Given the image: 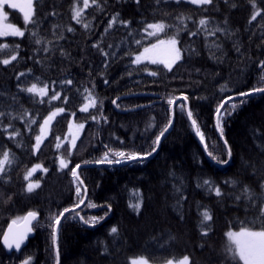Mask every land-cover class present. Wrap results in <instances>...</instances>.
I'll return each mask as SVG.
<instances>
[{"label": "trees", "instance_id": "1", "mask_svg": "<svg viewBox=\"0 0 264 264\" xmlns=\"http://www.w3.org/2000/svg\"><path fill=\"white\" fill-rule=\"evenodd\" d=\"M234 2L238 6L232 8L225 5L224 0H219L218 11L202 13L195 5L178 7L175 3L165 5L163 2L157 5L155 0H140L139 7L135 0H97L99 8L89 0V7L82 12L81 23H76L72 20L73 8H84L83 0H45L39 12L43 20L39 29L35 25L25 26L21 14L10 10L12 23L23 30L38 31L42 42L36 45L35 38L30 39V31H26L24 37L0 38V43L10 46L0 51V60L17 55V60L11 64H0V92H3L0 103L5 113H11L0 117V121L3 125L11 122L20 132L15 139H9L8 132L12 129L5 132L0 128V156L5 150L14 156L13 165H6L8 182L0 181V238L10 221L23 217L30 210L38 213L39 220L34 224V235L20 253L7 254L0 244V264H22L28 257H31V264H57L52 242L54 214L78 202L70 175V168L76 163L82 164L78 171L87 188L85 204L76 211L85 218L104 219L89 226L79 222V217L74 219L75 213L66 214L69 218H62L56 238L58 264H129L130 258L141 255L152 264L178 260L184 255H190L193 264H234L231 260L225 261L224 257L228 244L226 231L240 230L242 222L253 219L251 213H245V202L234 201V196L240 194L245 184L259 194L261 176L264 175L261 172L264 151L259 147L264 144V95L254 94L250 99L237 95L264 86L260 82L261 70L257 67L259 61L264 60V19L258 17L249 23L254 11L252 5L248 0ZM259 6L264 9V3ZM53 10L58 14L50 15ZM165 12L168 15H162ZM116 13L122 20L131 21L130 28L126 29L117 22L105 32ZM181 13L192 16L184 22L191 31H196L202 17L210 20V27H227L230 38L221 33L207 37V43H219L222 51L206 48L203 32L197 37H189L186 31H182L183 46L198 47L200 54L187 60L178 72H169L163 65L147 62L132 65V56L126 53L136 54L149 44L150 39L151 42L154 40L144 37L141 31L143 22L163 19L175 26L179 25L177 16ZM84 24L89 27L85 28ZM68 27L74 31L68 32ZM172 30L169 29V34ZM129 31L132 35L128 34ZM61 35L63 39H60ZM160 37L167 38L164 33ZM137 39L142 41V46L135 44ZM17 43L20 44L18 50L15 49ZM93 44L110 54L108 67L105 66V57L93 48ZM44 47L50 51L44 52ZM61 48L69 54L68 57L60 55ZM37 60L41 63H36ZM149 72H156V75H149ZM19 73L29 74L17 80ZM36 77L40 78L39 86L49 85V96L54 87L62 97H69V103L65 104L62 99L51 105L38 103L34 101H39V97L18 91V84L27 86L37 82ZM67 79L73 84L61 85L60 82ZM105 79L109 83L105 84ZM222 88L225 90L221 91ZM85 89L92 92L97 106L88 112H80V107L88 102ZM131 93L142 95L122 98L113 105L118 96ZM182 94L189 97L188 107L203 133V143L186 110L181 111L178 104L170 106L167 102L169 98ZM227 96L234 97L229 104L246 102L227 118L221 139L216 130L215 109ZM140 105L146 106L140 110L121 111ZM55 107H65L66 111L53 121L40 151L33 155L32 146L35 135L39 134V123ZM171 113L170 129L161 138L157 151L142 163L83 165L84 161L101 159L106 152L113 159V151L149 152L155 137L168 127ZM93 115L100 118L99 123L92 119ZM31 118L38 122L29 130L25 121ZM69 121L73 127L81 123L85 125L77 134L79 139L71 157L68 156ZM57 136L63 142L59 149L56 148ZM65 136L68 140H64ZM229 148V165H217L209 155L229 159ZM59 156L71 161L69 169L57 171ZM35 164H41L49 171L37 170L33 174L31 179L38 180L41 187L29 194L24 191L27 182L23 177ZM205 179L221 187L222 198H218L214 190L209 193L206 188L197 187V181L203 183ZM232 179L240 183L235 187L225 183ZM173 185L180 187L181 191L175 192ZM135 190L144 198L139 215L128 206ZM178 199L183 205V220L173 207ZM220 199L223 203L218 204ZM89 202L96 207H88ZM197 203L210 208L214 216L208 237H202L198 227L201 217ZM106 212L109 214L105 215ZM113 226L119 229V239L109 234ZM259 227L257 224L254 230ZM170 236L175 239H169ZM106 246L107 253L104 252Z\"/></svg>", "mask_w": 264, "mask_h": 264}, {"label": "snow or ice", "instance_id": "2", "mask_svg": "<svg viewBox=\"0 0 264 264\" xmlns=\"http://www.w3.org/2000/svg\"><path fill=\"white\" fill-rule=\"evenodd\" d=\"M137 6L140 5V0H135ZM165 5L169 3H175L178 7L183 4L195 5L196 10L200 12H210L213 10H219V0H155V4L159 5L161 3ZM45 0H23L22 3L15 2V0H0V37L3 36H13V37H24L26 31H30L29 29L25 28V30H21L19 27H16L13 24H3V21L7 20V16L5 15L3 9L4 6L7 5L9 8L12 9H19L20 12L23 13V20L25 26L27 25H35L37 29L42 25L43 20L39 16V12L44 7ZM91 3L96 5L99 8V4L97 0H91ZM225 5H230L232 8L237 7V3L234 0H224ZM248 3L252 5L254 9L249 23L252 21L257 20L258 17L264 19V9H262L259 4L264 3V0H248ZM84 8H73L72 20L76 21V23H81V15L84 9L89 7V0H83ZM102 10V9H101ZM191 11V10H189ZM58 13L53 10L50 15H57ZM162 15H168L166 12L162 13ZM47 17L45 16L44 19ZM192 19L191 15H185L181 13L177 16V20L179 21V25H183L180 27L179 25H169L163 19L155 22H143L144 26L142 27L141 31L144 34L145 38H154L155 43L149 40V45L143 47V51L139 52L138 54L133 53H126L127 55H131V64L132 65H142L145 61L152 65H163V68L169 72H178L180 68H182L187 60L192 59L195 56L200 54L198 47H192L191 44L188 46H183V42L181 40L180 33L182 31H186L189 37H197L201 34V32L205 35V47L214 50L215 52L222 51L221 46L219 43L215 41L211 44L207 43L208 36H215L217 33H221L222 35L230 38L231 33L228 31L227 27H220L219 25L215 27H210V20L207 17H202L198 21V26L196 31H191L187 28V25L184 23L185 20ZM119 22L124 28H130L131 21L122 20L120 18V14L116 13L112 16L109 20L108 26L105 29L107 32L109 29H112L113 26ZM195 23V22H194ZM225 25H227V19L224 21ZM85 28H88V24L83 25ZM169 29H173L169 34ZM68 32H73L74 28L68 27ZM164 33L167 36V39H161L160 34ZM129 35H132V32L129 31ZM34 39V43L36 45H40L42 42V37L39 36L38 31H30V39ZM63 35L60 36V39H63ZM51 43V42H49ZM135 44L138 46H142V41L140 39L135 40ZM178 45H181L178 47ZM93 48H97L102 56L105 57V66L108 67V56L109 53L105 52L103 48H101L98 44H93ZM9 45L7 43H0V51L5 49H9ZM109 47H112L109 45ZM20 48V44L17 43L15 45V49L18 50ZM44 52H49L50 49L48 47L43 48ZM236 51L239 52V48H236ZM135 52V50H133ZM60 55L62 57H68L69 54L64 51L62 48L60 49ZM111 56L115 57L116 53H111ZM213 59L216 57L213 55ZM32 59V57H29ZM17 60V55L12 54L10 58L0 60V64L9 65L12 61ZM36 63H41V61L37 60ZM257 67L261 70L260 82L264 83V60L259 61ZM147 70V69H146ZM31 70H29V73ZM29 73H19L17 75V80L20 79L21 76H27ZM131 75V73H129ZM149 75H156V72H149ZM37 82H33L27 86L23 83L17 85L18 91L30 94L32 97H39V101H34L38 103H45L47 102L49 105L52 104L53 101L63 100L65 104L69 103V97L67 95L61 96L60 91H56L55 88H52V94L49 96V85L47 83L43 84V86H39V77L35 78ZM105 84L109 83L107 79H105ZM53 85L56 84L55 81L52 82ZM61 85H72L73 81L71 79H67L60 82ZM226 87V86H225ZM225 88H222L221 91H224ZM85 92L88 93L86 97L87 103L80 107V112H88L90 108H95L97 106V100L92 97V92L88 89H85ZM254 94H262L264 95V86L253 87L249 89L247 92H239L237 95L239 97H244L246 99H250ZM0 96H3V92H0ZM47 98V100H45ZM233 96H227L225 99H222L220 103L217 105L215 109L216 115V130L219 132L221 139L224 137L223 131V124L226 122L227 118L231 117L233 113L246 102V100H241L239 104L231 103L233 101ZM13 101H16V97H13ZM189 101V97L187 95L182 94L180 97L169 98L168 104L170 106L178 104L181 111L187 109V116L191 121L192 127L195 130V133L198 137H200L201 143L204 142L203 133L200 131L199 127L197 126V121L193 119V113L190 109L187 108ZM115 104L116 101H113ZM3 104L0 103V117H4L5 115H11V113H5L3 110ZM229 108L231 110H229ZM65 107H55L53 111H50L49 114L43 117L42 122L39 123V134L35 135V143L32 146L33 155H36L37 152L40 151L41 145L47 138V132L51 129L53 121L56 120L57 117L61 116L62 113H65ZM27 115V113H25ZM75 116V113L72 114ZM16 117H12L15 119ZM92 119L99 123V117L93 115ZM38 121L35 118H31L30 121H25L26 127L29 130H32V125L36 124ZM106 122V120H105ZM172 120L170 119L168 125L171 126ZM73 127L72 122L69 121V130ZM79 129H83L85 125L83 123L77 125ZM0 128L3 131L7 132L9 128L12 129L11 132H8L9 139H15L17 136L20 135L19 130L13 127V124L10 122L8 125H3L2 121H0ZM168 131V127H165L163 131H161L156 137L153 142L154 146L151 148L149 152L140 153V152H132V153H125L124 151H113L111 152L113 158H109V153L106 152L104 156L96 161H84L83 165H87L89 163L95 164H124L128 162H137L142 163L145 159L152 156L153 153L157 151V147L161 142V138L165 136V133ZM79 139L78 136H73L70 140L69 144L70 147L68 148V156L71 157L73 155L72 149L76 148V140ZM57 144L56 148L59 149L62 145V141L60 137H56ZM64 140H68V137L65 136ZM225 145L227 146V141H225ZM261 151H264V144L259 145ZM111 151V150H110ZM211 159L217 163V165H229L231 159V149H228V157L229 159L221 160L217 156L212 155ZM58 161V169L57 171H63L64 169H69V165L71 161L66 160L63 156L57 157ZM14 163V156L10 153V151H3L2 156H0V181L5 183L8 182L6 179L7 177V166H12ZM82 168L81 163H76L74 166L70 168V175L72 177V184L75 185V192H76V199L77 203H75L70 208H64L62 211L54 214L53 220V231H52V242L53 246H56V238L59 226L61 225L62 218L68 219V215L75 213L73 218L79 217V222L82 224H87L89 226H95L99 224L104 217H96L91 216L85 218L81 216L76 209L80 208L82 204H85V195L87 193V188L84 187V180L81 178L80 170ZM40 170L41 172L47 173L49 170L44 168L41 164L33 165L32 168L28 169L26 174L24 175L23 179L26 181V185L24 191L26 193H34V191L41 187V184L38 180L33 181L31 177L33 174ZM253 170L256 171L255 167L253 166ZM261 172L264 173V169H261ZM170 175L175 176V173H170ZM226 184H231L233 187L237 186L240 182L236 179H232L225 182ZM183 184V181H181ZM197 187L206 188V191L209 193L211 191H215V195L218 198H222L224 193L220 186H216L214 181L209 179L203 180V183H200L199 180L197 181ZM260 193L257 194L254 189H252L249 185L245 184L240 192V194L234 196V201H244V210L245 213H251L253 219L248 222H242L241 228L239 231H228L226 236L228 238V244L225 246L224 249V257L225 261L231 260L234 264L237 262H242V264H264V175L261 176V181L259 184ZM174 191L179 193L181 191L180 187L173 185ZM11 197H9V200ZM133 200L135 202H133ZM143 196L139 193L138 190H135L132 194V197L129 201V208L132 209L137 215L141 213L142 205H143ZM218 204L223 203V200L220 199L217 201ZM88 207H96L95 204L89 202L87 204ZM177 213L180 216V219H184L183 213V205L181 204L180 200H177V203L173 206ZM239 207V205H237ZM203 209V210H201ZM197 210L201 217L198 227L201 230L202 237H208L209 234L212 232V223L214 221V216L210 208L207 206H202L197 203ZM111 211V207L109 206V212ZM109 213L106 212L105 215ZM38 213L36 211H28L23 217H17L13 219L9 224L8 230L4 233L3 236V245L6 249L15 248L17 251L21 250V245L24 244L25 240L27 239L28 235L33 232L36 225L33 224V221H37ZM259 224V230H254L255 226ZM111 236L114 239L120 238L119 229L116 226H113L110 229ZM169 239H175L174 237H169ZM204 245H201L203 247ZM109 251L108 247L104 248V252L107 253ZM59 253L57 251V264H58ZM22 264H31V257L26 258L22 261ZM129 264H149V259L143 255L137 256L135 258L129 259ZM166 264H193V261L190 255H184L182 258L176 259H169L166 261Z\"/></svg>", "mask_w": 264, "mask_h": 264}, {"label": "water", "instance_id": "3", "mask_svg": "<svg viewBox=\"0 0 264 264\" xmlns=\"http://www.w3.org/2000/svg\"><path fill=\"white\" fill-rule=\"evenodd\" d=\"M138 95H142V94H140V93H131V94L120 95V96H118L114 101L117 102V101H119V100L122 99V98H127V97H132V96H138ZM115 104H116V103H115ZM115 104L113 103L114 106H115ZM144 106H146V105H140V106H137V107H133V108H129V109L121 110V111H122V112H128V111L140 110V109H142ZM172 106H173V105H172ZM187 108L189 109L188 105H187ZM186 113H187V109H186ZM171 120H172V122H173V113H171ZM189 121H190V120H189ZM190 123H191V121H190ZM215 124H216V117H215ZM171 125H172V124H171ZM170 127H171V126L168 125V130L170 129ZM194 131H195V130H194ZM157 149H158V147H157ZM84 199H86V195H85ZM82 205H83V204H82ZM82 205H81V206H82ZM81 206H80V207H81ZM78 209H79V208H78ZM78 209H76V210H78ZM38 220H39V215H38V217H37V221H38ZM37 221H33V224H35ZM10 223H11V221L6 225L4 231H3L2 235H1V238H0V244H1V246L3 247V249L5 250V252H6L7 254H10V253H12V252L18 254V253H20L21 250L27 245L29 238H31V237L34 235V230H33L32 233H30V234L28 235V237H27V239L25 240L24 244L21 245V250L17 251L15 248H12V249H6V248L4 247V245H3V236H4V233L8 230V228H9V224H10ZM55 251H56V257H57V249H56V246H55Z\"/></svg>", "mask_w": 264, "mask_h": 264}, {"label": "rangeland", "instance_id": "4", "mask_svg": "<svg viewBox=\"0 0 264 264\" xmlns=\"http://www.w3.org/2000/svg\"><path fill=\"white\" fill-rule=\"evenodd\" d=\"M15 2H18V3H22L23 2V0H15ZM12 8H9L7 5H5L4 6V9H3V11H4V13H5V15L7 16V20L6 21H3V24H13L12 23V20H11V18H10V10H11ZM13 10H16L17 12H19L20 14H21V16H22V18H23V13L22 12H20L19 11V9L17 8V9H13ZM10 19V20H9ZM13 25H15V24H13ZM16 27H18L17 25H15ZM20 28V27H19ZM21 30H23L22 28H20ZM3 37H5V36H3ZM3 37H0V38H3ZM161 39H167V38H162V37H160ZM156 41H155V39L152 41V43H155ZM149 44H147V45H145V46H143V47H146V46H148ZM143 47L136 53V54H138L139 52H142L143 51ZM145 62H147V61H145ZM79 130L80 129H78V127H73L71 130H69V137H71V139H72V137L73 136H77V134H78V132H79ZM130 153H132V152H130ZM36 165V164H35ZM43 166V165H42ZM33 181H35V180H33ZM228 231H230V230H228ZM228 231H226V233L228 232ZM231 231H239V230H231ZM227 237V236H226ZM228 239V238H227ZM149 264H152V263H149ZM162 264H166V262L165 263H162Z\"/></svg>", "mask_w": 264, "mask_h": 264}]
</instances>
